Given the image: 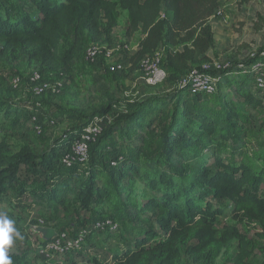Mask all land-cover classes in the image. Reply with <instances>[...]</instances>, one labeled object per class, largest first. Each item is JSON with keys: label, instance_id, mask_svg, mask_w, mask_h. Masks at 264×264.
<instances>
[{"label": "rangeland", "instance_id": "rangeland-1", "mask_svg": "<svg viewBox=\"0 0 264 264\" xmlns=\"http://www.w3.org/2000/svg\"><path fill=\"white\" fill-rule=\"evenodd\" d=\"M0 6L10 8L11 13L22 9L34 14L35 10L30 0H0ZM220 10L222 14H215L209 21L215 44L207 52V61L204 64L227 65L232 69V73L224 75L227 85L230 86V89H226L230 97L238 96L234 86L236 81L232 80L244 78L251 89L260 94L253 77L247 78L246 74L241 72V67H244L247 61L264 54V0H222ZM130 19L128 11L121 7L113 13L114 26L110 39L102 43L118 49L110 59L98 58L95 62L88 61L86 48L89 37L86 35L85 47L72 63V74L66 71L41 72L44 82L50 85L58 84L56 91L47 90L42 95H36L32 88V69L28 67L27 60L24 58L9 64L0 58V158L3 157L7 164H16L19 177V182L9 184L2 194L0 212L7 213L15 221V227L23 237L16 240L9 251L17 264H121L119 256L140 245L139 240L148 238L147 246H152L168 237V229L162 227L160 222L168 217L167 208L163 205L147 208L144 205L152 196V189H146L139 182V174L128 175L122 179L109 167L110 158L106 156L97 163L96 159H93L95 145L92 147L90 160L74 169L64 166L44 171L40 169V155L49 151L53 142L65 130L81 124L80 120H67L66 114H75L78 119L87 116L92 110L101 108L108 100H116L118 112L94 119L101 124L105 133L116 119L127 114L123 111L126 104L138 103L148 97L165 96L180 87V79L172 81L167 78L157 86H149L144 82L140 61L133 63L131 57L145 34L138 30L128 36ZM102 23L105 26L106 20ZM65 44L69 47L72 41ZM168 48L182 50L183 46L169 47L163 44L158 49L163 54V59ZM110 62L121 67L117 71H111L108 64ZM190 94L194 97L196 93ZM210 96L212 95H206ZM214 102L218 104L220 99L211 103ZM165 106L169 112L171 105ZM239 114V129L235 130L231 138L223 140L216 136L222 132L219 124L224 112L220 106L213 110L216 120L213 135L215 138L210 141V145L193 147L186 141L184 149L179 152L178 158L182 159L180 171L184 176L192 174L190 167L199 165V161L214 166L216 158L238 165L243 162L255 171L264 173V104L252 108L244 102ZM33 115L42 126L41 133L35 132ZM143 117L145 120L151 119L149 129L152 127L153 131L146 130L145 124L142 131L129 130L123 136L118 130L115 137L120 139L119 145L125 143L127 136L134 140L144 139L142 134L145 132V141L154 149L163 147L168 120L157 107L147 108ZM194 124L192 122L190 128L196 131ZM110 150L111 148L107 147L104 152L108 153ZM28 152L33 157L27 162L21 160ZM56 156L58 157V154ZM141 161L140 169L143 170L145 162ZM214 167L212 171L215 170ZM106 183L107 194L101 196L96 189ZM115 185L119 187L115 188ZM89 189H93V196L81 195L80 191ZM260 193L264 196V180ZM213 202L221 210L214 217L219 233L235 225L252 240L249 262L262 264L264 252L260 249L263 241L258 235L259 226L234 219L233 205L228 198ZM87 215L93 216L89 222L84 220ZM103 218H111L117 222L118 230L94 231L78 250L67 255L45 258L39 254L43 238L41 233L36 231V226L78 233L83 227H92L94 220ZM184 250L183 248V264H196ZM238 253L239 244L234 241L231 250L222 253L216 264H234L233 258Z\"/></svg>", "mask_w": 264, "mask_h": 264}, {"label": "trees", "instance_id": "trees-1", "mask_svg": "<svg viewBox=\"0 0 264 264\" xmlns=\"http://www.w3.org/2000/svg\"><path fill=\"white\" fill-rule=\"evenodd\" d=\"M30 1L35 7L34 14L22 9L11 13L10 8L0 6V58L7 63L14 64L25 58L32 70L66 71L72 74V63L83 51L86 35L89 37L88 45L109 40L114 26L113 13L121 7L128 11L131 18L127 35L132 36L138 30L145 34L131 57L133 63H141L143 57L153 55L163 44L169 47L183 46L182 50L168 48L165 52L163 66L168 70L167 78L172 81L188 76L193 70H199L207 61V52L215 44L209 21L220 10L222 3V0ZM103 20H106L105 26ZM69 41L72 44L66 47L65 43ZM258 58L264 59V54L247 61L241 67V72L247 78L253 77L255 86V77L247 71V67ZM231 71L229 67L221 71L211 70L220 79L217 94L210 97L202 96V93L191 97L189 86L180 85L171 94L126 104L123 111L127 114L116 119L105 133L103 128L101 135L91 143L90 158L95 145L93 159L97 163L106 156L110 158L109 167L122 179L139 174V182L146 189H152V196L144 202L147 208L163 205L168 210V217L160 221L161 226L168 229V237L152 246H147L148 238L139 240L140 245L119 256L121 264H183V248L196 264H216L222 253L231 250L234 241L239 244V253L233 258L234 264H251L249 259L252 248L249 247L253 244L252 240L235 225L229 226L222 233L215 227V214H219L221 210L213 200L222 198H228L232 202L234 219L259 226L258 235L263 241L260 249L264 252V196L260 193L264 180L262 171H255L243 162L240 165L228 163L222 158H216L215 167L197 160L199 165L190 167L192 174L184 176L180 171L182 159L178 155L184 149L186 141L189 146L207 147L214 140L215 108L220 106L224 112L219 124L222 132L216 136L224 140L231 138L235 130L239 129V109L242 103L245 102L252 108L264 104V88L256 86L260 93L256 94L246 83V78L232 80L236 81L234 86L238 96L230 97L226 91L230 86L224 75L233 72ZM219 99L220 103H211ZM167 104L171 105L169 112L165 106ZM150 107H157L169 122L163 147L154 149L145 141V132L142 134L144 139L134 140L127 136L125 143L119 145L120 139L115 137L116 131L120 130L123 136L129 130L142 131L144 124L146 130L149 129L151 119L145 120L143 113ZM115 112H118L117 101L110 99L87 116L76 119L75 114H66L67 120H80L81 124L65 130L53 142L49 151L40 155L41 171L59 166L76 168L79 164L67 167L61 161L63 154L71 149L72 140L94 119ZM192 122L195 123L196 131L190 128ZM149 131H153V128ZM107 147L111 148L108 153L104 152ZM32 157L28 152L21 160L27 162ZM0 159L1 204L2 194L7 186L19 182V177L16 164H7L3 157ZM113 159L118 161L117 167L111 166ZM141 160L145 162L143 170L140 169ZM213 167L214 171L211 170ZM107 185L108 183L102 185L96 192L105 196ZM118 187L115 185V188ZM80 193L93 196V189ZM92 218L93 216L87 215L84 220L89 222ZM96 220L92 222V226ZM9 255L13 264H17L12 254Z\"/></svg>", "mask_w": 264, "mask_h": 264}, {"label": "built area", "instance_id": "built-area-1", "mask_svg": "<svg viewBox=\"0 0 264 264\" xmlns=\"http://www.w3.org/2000/svg\"><path fill=\"white\" fill-rule=\"evenodd\" d=\"M217 14H222L221 10ZM118 49L110 48L102 43H92L86 48V59L90 62H95L98 58L110 59L115 55ZM109 69L117 71L121 66L110 63ZM142 79L149 86H157L164 82L168 73L163 66V54L156 51L153 55H146L140 63ZM228 68L227 65H211L203 64L199 70H193L188 76L180 79V85H188L192 93H202L204 95H212L217 92L219 76L211 73V70L221 71ZM247 71L254 75L256 86L264 88V59L258 58L254 60ZM31 80L33 83V91L36 95H42L47 90L56 91L59 86L50 85L44 82L39 70H32ZM32 121L35 124V132L41 133L42 126L38 123V118L33 115ZM103 132L101 124L95 120L89 124L80 134H78L71 142V149L67 150L62 158V163L71 167L74 164H85L90 160L91 143L95 142ZM122 157H120L121 159ZM118 161L112 160L111 166L117 167ZM118 223L111 218H103L95 221L92 227H84L78 233H68L57 231V235L51 240L42 239L39 247V254L45 258H50L54 255L63 256L78 250L86 241V239L94 231L99 232H115L118 230Z\"/></svg>", "mask_w": 264, "mask_h": 264}, {"label": "clouds", "instance_id": "clouds-1", "mask_svg": "<svg viewBox=\"0 0 264 264\" xmlns=\"http://www.w3.org/2000/svg\"><path fill=\"white\" fill-rule=\"evenodd\" d=\"M22 238L15 221L7 213L0 212V264H13L9 251L14 242Z\"/></svg>", "mask_w": 264, "mask_h": 264}, {"label": "water", "instance_id": "water-1", "mask_svg": "<svg viewBox=\"0 0 264 264\" xmlns=\"http://www.w3.org/2000/svg\"><path fill=\"white\" fill-rule=\"evenodd\" d=\"M36 231L41 233L42 238L46 241L51 240L57 235V231L54 228L45 227V226H36Z\"/></svg>", "mask_w": 264, "mask_h": 264}]
</instances>
